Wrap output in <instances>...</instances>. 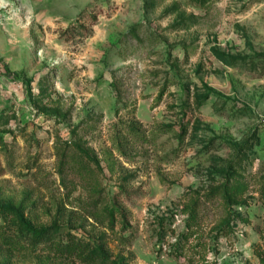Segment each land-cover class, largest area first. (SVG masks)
<instances>
[{"label":"rangeland","instance_id":"374dc122","mask_svg":"<svg viewBox=\"0 0 264 264\" xmlns=\"http://www.w3.org/2000/svg\"><path fill=\"white\" fill-rule=\"evenodd\" d=\"M0 206L123 264H264V0H0Z\"/></svg>","mask_w":264,"mask_h":264},{"label":"trees","instance_id":"16d2710c","mask_svg":"<svg viewBox=\"0 0 264 264\" xmlns=\"http://www.w3.org/2000/svg\"><path fill=\"white\" fill-rule=\"evenodd\" d=\"M24 87V94L28 100L33 99L32 88L29 80H20ZM62 155H65L63 151ZM83 157L78 156L73 161L80 167L84 168L80 162ZM188 219L186 221V231L181 233L176 241L175 248H182L179 242L180 238H187L191 233L190 226L196 220L195 208L188 210ZM162 226V223H160ZM163 228V227H161ZM159 229V237L163 239L167 234L165 230ZM0 239L4 244L19 249H29L41 246L49 253L56 256L70 259L79 264H123L121 262L112 261L104 246L103 240L93 243L83 237H79L58 225H49L45 227H34L21 213V211L6 206H0Z\"/></svg>","mask_w":264,"mask_h":264}]
</instances>
